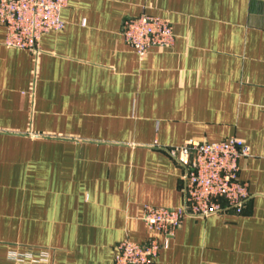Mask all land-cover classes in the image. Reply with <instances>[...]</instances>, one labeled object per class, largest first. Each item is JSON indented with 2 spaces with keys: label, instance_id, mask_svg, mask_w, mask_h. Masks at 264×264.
I'll return each mask as SVG.
<instances>
[{
  "label": "crops",
  "instance_id": "0c3cea01",
  "mask_svg": "<svg viewBox=\"0 0 264 264\" xmlns=\"http://www.w3.org/2000/svg\"><path fill=\"white\" fill-rule=\"evenodd\" d=\"M143 14L174 42L139 59L121 27ZM61 20L37 55L0 25V264H113L147 242L143 206H181L168 149L232 137L249 199L184 219L152 264H264V0H68Z\"/></svg>",
  "mask_w": 264,
  "mask_h": 264
},
{
  "label": "built area",
  "instance_id": "2783aa9c",
  "mask_svg": "<svg viewBox=\"0 0 264 264\" xmlns=\"http://www.w3.org/2000/svg\"><path fill=\"white\" fill-rule=\"evenodd\" d=\"M67 1L0 0L4 45L37 55L42 36L63 28L61 11ZM121 36L139 59L151 49L170 48L174 42L168 19L144 14L123 21ZM168 153L182 167L181 206L175 209L143 206L140 219L150 234L147 242L121 241L116 246L113 264H152L184 219L238 210L250 197L246 184L238 178L239 161L250 155L241 140L232 137L216 143H187L168 149ZM9 258L22 263L14 254ZM49 258L48 250H40L29 264H50Z\"/></svg>",
  "mask_w": 264,
  "mask_h": 264
}]
</instances>
